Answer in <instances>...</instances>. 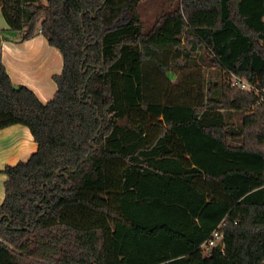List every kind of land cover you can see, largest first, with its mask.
Instances as JSON below:
<instances>
[{
	"label": "trees",
	"instance_id": "trees-1",
	"mask_svg": "<svg viewBox=\"0 0 264 264\" xmlns=\"http://www.w3.org/2000/svg\"><path fill=\"white\" fill-rule=\"evenodd\" d=\"M168 1L148 29L142 0H0L63 57L43 103L0 49V131L38 146L2 172L0 264H264V0Z\"/></svg>",
	"mask_w": 264,
	"mask_h": 264
},
{
	"label": "crops",
	"instance_id": "crops-1",
	"mask_svg": "<svg viewBox=\"0 0 264 264\" xmlns=\"http://www.w3.org/2000/svg\"><path fill=\"white\" fill-rule=\"evenodd\" d=\"M0 29L3 30L0 33L1 58L13 83L28 87L43 103L51 101L57 92L54 76L63 71L60 51L50 46L42 35L21 41L18 34L8 31L1 16ZM37 148L31 132L24 126L15 125L0 131V205L5 198L7 180L3 170L27 161Z\"/></svg>",
	"mask_w": 264,
	"mask_h": 264
},
{
	"label": "rangeland",
	"instance_id": "rangeland-1",
	"mask_svg": "<svg viewBox=\"0 0 264 264\" xmlns=\"http://www.w3.org/2000/svg\"><path fill=\"white\" fill-rule=\"evenodd\" d=\"M173 7L174 5L168 0H142L140 15L143 22L145 23V26L150 29V27L156 23L157 19H159L162 15L167 14V12H170ZM0 16L3 18L1 11ZM193 56H195V64H198L197 66L203 70H206L209 79H212L213 81H218L220 79L219 77L221 72L219 68L211 65V62L209 59H207V57L204 58L202 53H195ZM172 80L174 83L177 82V79L174 77H172ZM256 94L260 95V92L257 90Z\"/></svg>",
	"mask_w": 264,
	"mask_h": 264
},
{
	"label": "built area",
	"instance_id": "built-area-1",
	"mask_svg": "<svg viewBox=\"0 0 264 264\" xmlns=\"http://www.w3.org/2000/svg\"><path fill=\"white\" fill-rule=\"evenodd\" d=\"M232 86L240 88L242 90H255L248 82L242 80L241 78L232 77ZM224 233L221 227L214 230L208 240L202 246V252L204 255L209 256L213 253L216 248H220L224 252Z\"/></svg>",
	"mask_w": 264,
	"mask_h": 264
}]
</instances>
